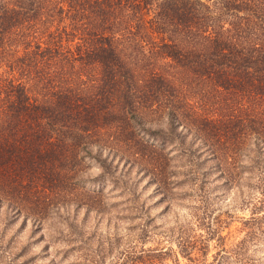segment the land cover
<instances>
[{"label":"trees","instance_id":"1","mask_svg":"<svg viewBox=\"0 0 264 264\" xmlns=\"http://www.w3.org/2000/svg\"><path fill=\"white\" fill-rule=\"evenodd\" d=\"M255 170L264 185V0H0L11 216L98 210L131 171L176 199Z\"/></svg>","mask_w":264,"mask_h":264},{"label":"rangeland","instance_id":"2","mask_svg":"<svg viewBox=\"0 0 264 264\" xmlns=\"http://www.w3.org/2000/svg\"><path fill=\"white\" fill-rule=\"evenodd\" d=\"M256 175L242 173L252 183L235 187L211 174L201 196L182 184L172 199L131 171L119 183L127 193L108 195L98 210L53 211L45 222L1 207L0 264H264V185ZM177 240L191 247L180 250ZM221 247L231 256L216 254Z\"/></svg>","mask_w":264,"mask_h":264}]
</instances>
